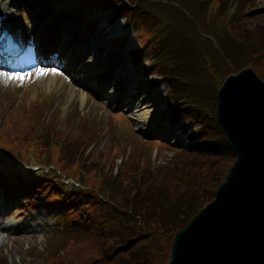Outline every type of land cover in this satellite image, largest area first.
<instances>
[{"label": "trees", "instance_id": "obj_1", "mask_svg": "<svg viewBox=\"0 0 264 264\" xmlns=\"http://www.w3.org/2000/svg\"><path fill=\"white\" fill-rule=\"evenodd\" d=\"M203 1L179 0L181 8L158 1L139 0L136 3L138 9L131 11L137 24L142 27L145 24L152 34L151 38L174 57L172 61L178 67L177 74L181 78L172 80L169 105L178 103L172 113L185 112L193 102L201 101L212 108V120L215 122V95L204 98L194 91L198 80L200 84L207 81L208 72L195 77L185 70L181 66L184 51L191 54L187 61L194 70L197 65L202 71V65L206 62L211 64V71L216 72L221 71V65L229 61L232 68H239L241 62L236 57L247 44L257 41L262 35L258 30L261 27L255 25L253 28H241L239 34L233 37L242 40L211 35L217 47L207 44L209 39L200 35L193 21L199 19ZM184 9L189 11L190 17L183 13ZM181 17L188 18L193 24L183 26ZM176 24L181 28L174 38L173 28ZM200 25L202 30L203 26L209 28L208 24ZM203 46L208 53L204 61L199 60L198 55L193 56L194 50L199 48L200 51ZM186 90L190 91L185 96L177 94ZM192 114L198 117L200 124L192 151L176 152L166 162L159 164L155 171L144 168L137 172V166L132 165L128 174L116 177V194L106 191L109 195L106 203L97 199L96 206L100 209L96 212L110 216L112 225L99 227L103 240L98 245L103 242V247H99L102 248L98 255L101 260L95 264H105L106 258L107 264H124L128 260L125 264H158L165 258L174 232L212 198L230 164L228 158H233L234 154L217 124L205 120L199 111H189V115ZM79 150V143L75 142L74 147L70 146V157L77 155ZM98 168L102 169L101 166ZM108 232L110 235H107ZM136 236H140L145 243H135ZM108 238H112L109 244ZM68 249L70 251L72 247ZM119 253L118 259L116 255ZM83 261L74 264H83Z\"/></svg>", "mask_w": 264, "mask_h": 264}, {"label": "water", "instance_id": "obj_2", "mask_svg": "<svg viewBox=\"0 0 264 264\" xmlns=\"http://www.w3.org/2000/svg\"><path fill=\"white\" fill-rule=\"evenodd\" d=\"M216 116L237 159L175 234L166 264H264V83L251 68L223 82Z\"/></svg>", "mask_w": 264, "mask_h": 264}, {"label": "rangeland", "instance_id": "obj_3", "mask_svg": "<svg viewBox=\"0 0 264 264\" xmlns=\"http://www.w3.org/2000/svg\"><path fill=\"white\" fill-rule=\"evenodd\" d=\"M69 1H73V0H69ZM226 1V0H225ZM238 1V5H239V10H240V18L243 21L244 24H246V26H250L251 28L255 27V25H257L258 27H261L259 30V33L262 35L257 41L254 42H250L249 44L253 43L256 46L258 45H262V49L258 50L256 49L254 46L252 45H247L245 47V53H246V57L244 60L241 61L240 65L243 66L246 63L249 64H255L256 70L257 71H261L263 70L264 72V19L260 18L257 11L255 13L257 14H251V11L257 7L252 5L251 3H249L247 0H237ZM262 2V1H260ZM46 0H40L37 4H35V7L33 8V14L36 15L37 12H41L44 10V7L46 6ZM225 5V2H224ZM259 9L264 10V4H260L258 6ZM264 12V11H263ZM44 16V18H43ZM51 18V19H50ZM182 20L184 21V25H188L191 26L193 24V22H189L188 18L185 17H181ZM49 21H53V17H51V15H41L39 18H36L34 20V22L37 24V22H39V25L41 27H44L46 24H48ZM68 25H72L73 22L72 21H65ZM174 29L177 32L178 28L176 25H174ZM44 31V29H43ZM208 53L206 51V48L203 46L199 53H198V57L200 58L199 60L204 61L205 58L204 56H206ZM187 57H192L191 54L187 51H184L183 55H182V61H181V66L183 68H185V70H187L191 75L196 76H203V74H205L206 72H208L207 76L209 78H207V81L204 84H200V81L198 80L199 84L197 83V85H195L194 91L196 93H201L202 96H210L214 94V89H216V84L213 85L212 84V80L211 77L214 75L217 77V83H220V81L224 78V76L229 73L231 71L230 67L228 66H224L223 64L221 65L222 70L216 72V71H211V64L209 62H206L202 65V71L201 69L196 65L195 70L193 67H191L187 61ZM197 57V58H198ZM253 66V65H252ZM255 70V71H256ZM256 71V72H257ZM162 86V85H161ZM5 86H1L0 87V119L1 122L3 123L9 112H11L13 109H19L22 106V103L28 102V98L30 97V99H34L35 97L33 96V88L34 85L30 86L23 94H21V92L18 90L19 93L17 92V89H15L14 91H9L8 93H4L5 90L7 89V87ZM153 89V93L156 92V90L158 88H152ZM147 90V89H146ZM167 91V88L162 86V91L160 93V95L164 94ZM41 94L42 95H50L48 90H41ZM52 95V94H51ZM164 100V98H163ZM42 103V102H41ZM143 104L145 105L144 108H142L139 112L141 114V116H143L145 119L148 116H151L152 114L154 115V111L155 108L158 106L163 108V104L162 102L159 101V103L157 104H153L151 101H149L148 103L143 102ZM43 106L45 107H49L50 103H46L43 104ZM91 108H93V106H91ZM51 110L45 112L43 114V117L40 119V121H42L41 125H43V123L45 121H47L49 118L51 119V117H49L51 115ZM121 118L123 117V114L119 115ZM25 119L27 118L26 115H24ZM120 120V119H119ZM111 118H109V122L106 123V127L110 126L111 123ZM121 121V120H120ZM60 123V119L58 118L56 121V125L59 127H61L62 125L59 124ZM87 125L93 124V123H89V122H85ZM114 124V123H113ZM125 124L123 123L121 125V128L124 127ZM136 126V125H135ZM71 130H74V128L69 129L68 131L71 132ZM120 136L121 142L123 143V145H125V141L122 138V136L120 134H118ZM106 136V133L103 134L102 139H104ZM101 139V140H102ZM134 139V136H132V139ZM139 140V139H137ZM136 141V140H135ZM133 141V144L134 142ZM12 150L9 149H5V151L7 153H9V155H14V156H18L19 153L13 149L12 147H9ZM140 152H143L145 155V151L144 148H138L137 149ZM3 151V150H1ZM171 154V149L167 148V147H163L159 149V155H158V159H162L164 157H168ZM4 158V152H2L1 157H0V165L4 164L7 167L6 173L1 174L0 173V181L2 180V178H4V186L3 189L1 190V194H0V200L1 198H4V207L9 205V202L7 201V198H5L6 196V188L8 186V182L11 181V189H13V185H14V177L11 174V170H15L17 168V165H15L14 163H12V167L9 165V163L3 159ZM111 162H113V160H111ZM56 166V172L57 173H62L65 170L60 168V166L58 164L55 163ZM4 175V176H3ZM26 178V177H25ZM18 192H16L17 194ZM21 192L19 193L18 199L16 198V195L11 193L10 191V195L9 198L11 197V203H13V201L15 199H17V203L16 205L10 206V208H8V211L6 214L7 217L5 218L4 215H1L0 212V225L1 224H6L7 222H9L11 220V218L9 217V214L13 215L11 216L12 218H16V214H18V216L20 217L19 221V225L21 226V228H19L20 234H22L21 240L19 241V243L13 245V252H19V254H21V256L23 257L25 255L26 252L28 251H24V249L21 247L22 244H28V247H30L31 245H34L36 247V250L38 252H42L43 254L41 256L46 257L49 262L51 264H63V262H65L66 260H72L75 261L77 259H84L86 263H91V262H96L99 260V254H100V250L97 248L98 244L95 242H92L90 239H83L81 241H79L76 245L71 246L72 250H65L66 252V258L63 259L62 257H60L59 255H57L56 253H54V250L51 248V246L53 245V243L51 242V237H53V233L55 231H59L60 228L59 224L57 222H55V217L60 213L59 211L57 212L56 210H52L50 207L51 206H47V205H38L39 202H37L35 205L32 204H28V201H26L25 206H21V205H17L18 202H21V200H23V196H22ZM25 194V193H24ZM34 194L36 195V192H34ZM26 197V195H25ZM3 206V205H2ZM22 208L19 213L18 211H13L16 208ZM0 209H1V205H0ZM10 229V228H9ZM59 229V230H58ZM8 233L10 231H7ZM4 232H1L0 236L3 235ZM61 237V236H60ZM58 237V238H60ZM58 238L55 239V242L58 240ZM69 251V252H67ZM19 254L15 255L14 253L12 254V257L10 256V260L11 258H15V257H19ZM39 254H36L34 256H32L31 258V262H37L39 259ZM169 254V249L167 251V254L165 256V258H163L158 264H163L165 259L167 258ZM71 261V262H72Z\"/></svg>", "mask_w": 264, "mask_h": 264}, {"label": "snow or ice", "instance_id": "obj_4", "mask_svg": "<svg viewBox=\"0 0 264 264\" xmlns=\"http://www.w3.org/2000/svg\"><path fill=\"white\" fill-rule=\"evenodd\" d=\"M39 74H46V70L43 68L37 69ZM50 71H57L56 69H51ZM0 75H4L8 79H17V80H23L27 74H21V73H2Z\"/></svg>", "mask_w": 264, "mask_h": 264}, {"label": "bare ground", "instance_id": "obj_5", "mask_svg": "<svg viewBox=\"0 0 264 264\" xmlns=\"http://www.w3.org/2000/svg\"><path fill=\"white\" fill-rule=\"evenodd\" d=\"M44 38H45V37H44ZM44 38H43V39H44ZM67 56L69 57V55H68V54H67ZM139 123H140V121H139ZM163 264H165V263H163Z\"/></svg>", "mask_w": 264, "mask_h": 264}]
</instances>
